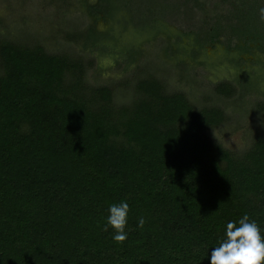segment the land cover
<instances>
[{
  "label": "trees",
  "instance_id": "trees-1",
  "mask_svg": "<svg viewBox=\"0 0 264 264\" xmlns=\"http://www.w3.org/2000/svg\"><path fill=\"white\" fill-rule=\"evenodd\" d=\"M203 2L98 0L88 9L105 20L126 9L138 32L153 35L181 7ZM213 7L219 13L198 27L196 45L224 38L229 54H264V0ZM89 38L95 45L103 35ZM124 52L132 62L131 48ZM91 65L0 36V264H210L227 223L239 226L245 214L264 236V135L229 149L212 135L226 120L222 107L197 105L148 66L91 84ZM215 91L232 97L236 87L225 80ZM121 202L129 205L122 244L107 225Z\"/></svg>",
  "mask_w": 264,
  "mask_h": 264
},
{
  "label": "rangeland",
  "instance_id": "rangeland-1",
  "mask_svg": "<svg viewBox=\"0 0 264 264\" xmlns=\"http://www.w3.org/2000/svg\"><path fill=\"white\" fill-rule=\"evenodd\" d=\"M97 1L0 0V36L37 41L49 52L85 56L92 61L86 74L91 84L119 83L148 66L170 90L185 92L197 105H218L225 110L226 120L212 135L229 149L241 151L253 138L264 135V54H229L224 38L200 47L195 44L198 27L211 23L219 13L213 7L218 0H199L204 5L187 12L181 7L166 19L165 29L153 35L138 32L126 9L112 19H103V14L92 16L88 6ZM140 12L137 6L136 18ZM90 30L104 40L91 44ZM129 48L134 58L126 63L124 50ZM225 80L236 87L232 97L215 91V85ZM129 93L119 90L117 97L126 101Z\"/></svg>",
  "mask_w": 264,
  "mask_h": 264
},
{
  "label": "clouds",
  "instance_id": "clouds-1",
  "mask_svg": "<svg viewBox=\"0 0 264 264\" xmlns=\"http://www.w3.org/2000/svg\"><path fill=\"white\" fill-rule=\"evenodd\" d=\"M264 19V7L259 9ZM129 205L126 202L109 207L107 225L115 230L114 241L122 244L127 240L125 228ZM144 219L139 226L142 228ZM237 223L230 221L226 226V238L211 251L210 264H264V236L255 221L244 215ZM107 231V227L105 228Z\"/></svg>",
  "mask_w": 264,
  "mask_h": 264
}]
</instances>
